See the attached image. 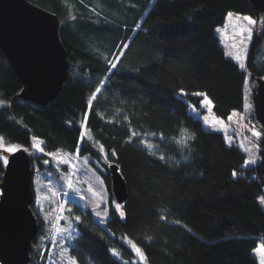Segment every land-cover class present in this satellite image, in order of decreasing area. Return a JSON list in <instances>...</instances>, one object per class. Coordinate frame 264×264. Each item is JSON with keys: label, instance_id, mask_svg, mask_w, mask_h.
I'll return each instance as SVG.
<instances>
[{"label": "trees", "instance_id": "1", "mask_svg": "<svg viewBox=\"0 0 264 264\" xmlns=\"http://www.w3.org/2000/svg\"><path fill=\"white\" fill-rule=\"evenodd\" d=\"M28 1L58 16L70 67L58 97L41 105L20 97L23 85L0 48V135L28 151L36 137L47 152L100 159L110 200V164L128 188L124 217L112 208L105 222L69 200V254L78 264H128L118 258L131 262L127 236L149 264H259L264 154L246 166L245 151L206 129L191 106L203 110L204 97L193 95L203 93L222 119L244 111L247 89L255 95L257 78H264V12L252 0ZM229 13L263 20L245 68L218 34ZM31 158L35 172L47 157ZM33 211L40 234L43 222ZM39 234L29 264H47Z\"/></svg>", "mask_w": 264, "mask_h": 264}, {"label": "water", "instance_id": "2", "mask_svg": "<svg viewBox=\"0 0 264 264\" xmlns=\"http://www.w3.org/2000/svg\"><path fill=\"white\" fill-rule=\"evenodd\" d=\"M264 12V0H252ZM0 48L23 88L20 97L41 105L55 100L70 62L59 34V18L28 0H0ZM256 117L264 128V78H257ZM8 156L0 182V264H29L39 222L32 158L25 147ZM112 192L123 204L127 183L116 164L109 165Z\"/></svg>", "mask_w": 264, "mask_h": 264}, {"label": "rangeland", "instance_id": "3", "mask_svg": "<svg viewBox=\"0 0 264 264\" xmlns=\"http://www.w3.org/2000/svg\"><path fill=\"white\" fill-rule=\"evenodd\" d=\"M105 6L107 9L110 8L108 4H105ZM245 16L250 17L248 15L229 13L225 25L218 30L227 55L240 65L243 64V68L247 65V57L253 35L260 29L263 23V20L257 22L250 17L256 21V24L249 25L244 20ZM247 28L252 29L251 33L247 31L241 32V29ZM241 41H243V44L240 43ZM237 56L240 57L239 60L236 59ZM202 109V111H199L191 106V112L195 116L202 118L206 129L223 132L229 143L238 145L243 151L250 149V151H245L247 161L255 159L256 162L246 163V166H253L261 161L264 154V146L262 145L264 128L256 117L254 95L251 87L246 92L244 111L242 113L234 112L230 116L232 117L231 120L216 116L212 110V103L210 106L202 103ZM83 129H85L84 126ZM253 130L260 131L261 137H253ZM85 133L87 134L86 131ZM0 137L3 136L0 135ZM3 144L4 146L10 145L5 142L4 137ZM253 144L255 147H253ZM14 145H17L19 148L21 147L18 144ZM96 147L100 150V157L103 162L109 164L110 161L103 148L101 149L99 145ZM0 152H2V149H0ZM54 152L58 153V156L55 158L47 155L46 153L49 152L45 150L44 152H40L35 148L29 150V153L33 155L45 154L47 157L43 159L42 164L38 163L36 164L37 167H35V201L33 206L43 222L39 240L41 241L42 251H45L44 257L46 258L47 264H71L73 257L69 254L68 243L73 239L75 232L74 226L71 224L72 216H69L73 210L72 205L67 204L69 200L72 199V201H76L78 204L91 209L99 222H105V218L108 216L110 209L114 208L116 210V204L120 206L121 204L116 201L115 197L113 200L109 199L105 187V177L103 176L105 168L100 159L96 160L90 157L88 158V156H82L78 150L74 153L61 150ZM10 154L3 153L7 158ZM45 161H48V163H45ZM0 162L3 164L2 161ZM2 174L3 172H0V182ZM69 183H71V187H69ZM50 189L51 191H49ZM53 192L55 195L52 194ZM74 202L70 203L74 204ZM56 228L64 229V231L58 233ZM123 241L133 252V256L129 257L131 259L130 262V260L123 258L115 251L121 261L128 264H149L140 246L136 244L144 254L145 259L143 261H141L138 254L131 247V243L135 242L127 236L123 237ZM254 254L260 264L261 254L256 251H254Z\"/></svg>", "mask_w": 264, "mask_h": 264}, {"label": "snow or ice", "instance_id": "4", "mask_svg": "<svg viewBox=\"0 0 264 264\" xmlns=\"http://www.w3.org/2000/svg\"><path fill=\"white\" fill-rule=\"evenodd\" d=\"M231 15V14H230ZM244 20L248 22L249 25H255L256 21L251 19L250 17L245 16ZM244 31H247L249 33H251L252 29L251 28H247V29H241V32L243 33ZM241 44H243V41L240 42ZM236 59H240L239 56L236 57ZM242 68L244 67L243 64L240 65ZM112 67H116L115 64L112 65ZM101 92V89L99 87H97L95 89V91L92 93L91 98L87 101V104L89 106V108H91L93 101L97 98V94ZM193 95H197V96H203L204 99L203 101H201V103H204L206 105H211V101L208 100L207 96L204 95L203 93H193ZM5 103V101L0 100V105H3ZM232 117H229V120H231ZM241 119H243V117H241ZM81 135L83 136V133H81ZM132 135H135V133H132ZM252 135L253 137L256 138H260L261 137V132L260 131H256L253 130L252 131ZM33 144L31 145V147L35 148L36 150L40 151V152H44V148L41 146V141H39L38 138L33 137ZM147 147L151 148V145H147ZM253 147H255V145L253 144ZM0 149H2V152H0V161H2L3 165L7 166L9 163V160L7 158V156L3 155V153H15L16 151L20 150L19 147L17 145H9V146H4L3 144V137H0ZM102 149V146H101ZM24 151H27L28 149H23ZM245 151H250V149H245ZM49 156L52 157H57L58 153L56 152H49L46 153ZM161 159H163V157H161ZM62 162H67V161H62ZM255 159H250L249 161H247L246 163H255ZM45 163H48V161H45ZM237 173L233 172V176H235ZM69 187H71V183H69ZM51 191V189L49 190ZM53 195H55V193H52ZM264 202V201H262ZM116 210L119 212L120 217H124L125 213L120 210L121 206L119 204H116ZM77 220H79V217L76 218ZM177 223H179L177 221ZM56 231L62 232L64 231V229L61 228H56ZM131 243V242H130ZM131 247L134 249V251L138 254V256L140 257L141 261H143L145 259L144 254L142 253L141 249L135 244V243H131ZM254 251L258 252L261 254V260H260V264H264V244L259 245ZM113 254L117 255V253L115 252V250H113ZM71 264H77L76 260L73 258L71 260Z\"/></svg>", "mask_w": 264, "mask_h": 264}, {"label": "flooded vegetation", "instance_id": "5", "mask_svg": "<svg viewBox=\"0 0 264 264\" xmlns=\"http://www.w3.org/2000/svg\"><path fill=\"white\" fill-rule=\"evenodd\" d=\"M111 188H112V185H111Z\"/></svg>", "mask_w": 264, "mask_h": 264}, {"label": "built area", "instance_id": "6", "mask_svg": "<svg viewBox=\"0 0 264 264\" xmlns=\"http://www.w3.org/2000/svg\"><path fill=\"white\" fill-rule=\"evenodd\" d=\"M264 190V189H263Z\"/></svg>", "mask_w": 264, "mask_h": 264}]
</instances>
